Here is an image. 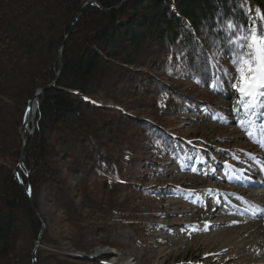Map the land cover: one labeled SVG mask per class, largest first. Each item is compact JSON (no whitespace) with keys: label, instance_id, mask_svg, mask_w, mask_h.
Segmentation results:
<instances>
[{"label":"trees","instance_id":"1","mask_svg":"<svg viewBox=\"0 0 264 264\" xmlns=\"http://www.w3.org/2000/svg\"><path fill=\"white\" fill-rule=\"evenodd\" d=\"M89 1L109 9L122 0H0V264H32L33 252L38 264H110L81 252L92 253L114 214L145 225V243L150 223L139 219L138 202L170 193L152 184L161 172L156 149L183 161L195 147L165 131L166 118L199 102L195 93L226 94L236 51L226 22L264 15V0H126L110 12L87 6L72 29ZM40 89L23 157V124ZM43 192L64 210L61 234L49 222L43 228Z\"/></svg>","mask_w":264,"mask_h":264},{"label":"rangeland","instance_id":"2","mask_svg":"<svg viewBox=\"0 0 264 264\" xmlns=\"http://www.w3.org/2000/svg\"><path fill=\"white\" fill-rule=\"evenodd\" d=\"M228 73L230 89H225V95L195 93L199 102L177 117L166 118L165 131L176 132L195 147L183 161L169 151L156 149L153 159L161 172L152 184L170 193L138 202L139 219L150 223L149 239L144 243L143 235L138 234L145 225L134 227L114 214L108 232L100 236L91 254L81 252L83 256H106L110 264H264L259 256L264 233H258L256 226L243 232L240 229L255 214H264V103H257L262 115L252 110L241 111V115L239 103L234 101L236 90L231 86L235 83L231 80L235 75L233 63ZM189 85L185 82L183 87ZM32 126L30 121L28 127ZM251 184L255 187H248ZM243 187L254 190V196L247 199L234 190ZM201 197V207L212 199L222 209L213 218H204L198 213ZM38 203L40 217L51 223L56 235L61 234L60 227L66 223L64 210L44 192ZM225 221L228 223L222 225ZM108 243L116 245L106 246ZM40 245L37 241L36 246ZM62 248L75 255L80 252L70 244Z\"/></svg>","mask_w":264,"mask_h":264},{"label":"snow or ice","instance_id":"3","mask_svg":"<svg viewBox=\"0 0 264 264\" xmlns=\"http://www.w3.org/2000/svg\"><path fill=\"white\" fill-rule=\"evenodd\" d=\"M226 26L235 36L228 40L236 49L232 57L235 75L231 77L235 83L231 86L239 93V103L251 109L257 103H264V15L250 25L228 20ZM240 28L246 29V34H238Z\"/></svg>","mask_w":264,"mask_h":264},{"label":"bare ground","instance_id":"4","mask_svg":"<svg viewBox=\"0 0 264 264\" xmlns=\"http://www.w3.org/2000/svg\"><path fill=\"white\" fill-rule=\"evenodd\" d=\"M37 109H38V99L37 98H35L33 101H32V103H31V105H30V107H29V111H28V114H27V117H26V119L28 120V124H27V126L30 124V121H31V119L36 115V112H37ZM264 176V175H263ZM248 187H255L254 185H248ZM248 187H243V188H237V189H234L235 191H240V193L241 194H243V195H245L246 196V198L247 199H249L250 197H253L254 196V190L253 191H251L250 189L251 188H248ZM231 192H232V190H231ZM260 195H263V193H260ZM258 197H259V195H258ZM264 198V197H263ZM203 199H204V197H201V198H199V203H198V205L200 206V203H202L203 202ZM250 202H252L251 200H250ZM255 205V204H254ZM222 207V205L221 206H218V205H216L215 204V202L214 201H212V199H211V202L208 204V206H204V205H202V207L200 206V212H198L199 214H201V216H203L204 218H206V217H210V218H213V216H214V214L217 212V210L218 209H222L221 208ZM264 211V210H263ZM226 212V211H225ZM257 219L258 221H252L253 219ZM255 218H253L252 220H249L247 223L248 224H246V223H244L243 225H241V227H240V229H242V232H243V230H245L246 228H250V229H252L254 226H256V229L255 230H257L258 231V233H264V219H263V221H260V218L262 219V218H264V214H263V212H261V213H259ZM228 222L227 221H225V222H222L221 224L223 225V224H227ZM240 223H242V222H240ZM239 223V224H240ZM234 224L235 223H231V226H234ZM249 225V226H246V225ZM256 224V225H255ZM214 226L216 227V224H214ZM254 229V228H253ZM250 233H252V232H250ZM257 237V236H256ZM260 238V237H259ZM261 244V243H260ZM259 256L260 257H262V258H264V241H263V243H262V245H261V247H260V252H259ZM242 261V260H241Z\"/></svg>","mask_w":264,"mask_h":264},{"label":"water","instance_id":"5","mask_svg":"<svg viewBox=\"0 0 264 264\" xmlns=\"http://www.w3.org/2000/svg\"><path fill=\"white\" fill-rule=\"evenodd\" d=\"M125 1H126V0H122V1L120 2V4H118L117 6H114V7H112V8H109V9H105V8H103V7H102L99 3H97V2L89 1V2H87V3L82 7V10L76 15V17H75V19H74V21H73V23H72L71 28L73 29V28L75 27V25H76V23H77V21H78V19H79V17H80L81 12H82L87 6H97V7H99L100 9H104V10H106L107 12H110V11H112V10H116V9L120 8V7L124 4ZM62 66H63V62H62L61 51H60V55H59V72H58V75H57V76L60 75V72H61V70H62ZM43 91H44V89H40V90L35 94V96L32 98L31 103H32V101H33L35 98L38 99V103H39V98H40V96L42 95ZM31 103H30V105H31ZM30 105H29V107H30ZM29 107H28V111H29ZM27 122H28V120L25 119L24 124H23L24 131H25V133H26V135H27L26 138H25V140H24V146H23V157H24V154H25V152H26V148H27L28 141L30 140V138H31V136L33 135V133H34V131H35V128H36V115L31 119V122H32V124H33L32 129H30V128L27 126V124H28ZM14 174H15V177H16V178L18 179V181L20 182L22 188H23L24 191L26 192L29 201H30L31 204L34 206L33 196H32V188H31V186L29 185L28 188L25 187V185H24V183H23V181H22V178H21V176L19 175V172H18V169H17V168L15 169ZM26 174H27L28 177L30 176L28 172H26ZM40 218H41V217H40ZM41 220H42L43 228H44V227H45V222H44V220H43L42 218H41ZM32 264H37L36 253H35V252H33V263H32Z\"/></svg>","mask_w":264,"mask_h":264}]
</instances>
